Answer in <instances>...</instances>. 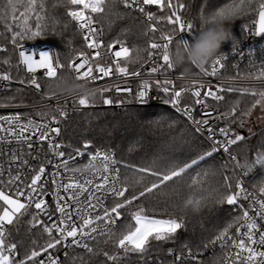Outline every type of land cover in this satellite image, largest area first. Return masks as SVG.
Instances as JSON below:
<instances>
[{
	"label": "snow or ice",
	"instance_id": "snow-or-ice-1",
	"mask_svg": "<svg viewBox=\"0 0 264 264\" xmlns=\"http://www.w3.org/2000/svg\"><path fill=\"white\" fill-rule=\"evenodd\" d=\"M253 0H247L250 7ZM10 10L12 12V19L17 30H12V26H8L11 31V43L14 47H18L19 65H23L27 73L31 74V78L27 81L21 80V84L27 83L34 87L38 92L41 90V84L37 79V71L43 69L40 73L44 78L55 80L59 77V70L64 68V65L59 62L58 54H49L47 52L40 53L37 59L35 55L26 54L23 45H19L18 40L35 39L44 34V25L42 21L45 19V3L44 0H8ZM122 4L124 9L135 11L144 16L148 23V32L156 33L158 31L157 24L166 20L168 25L173 26V30L179 33L191 32L193 30L192 22H185L182 18L181 12L185 5L183 3L173 4L172 0H67V4L71 7L67 9V15L77 23L78 28L83 33V41L87 49L91 50V56L87 52L81 51L79 53V62L70 61L68 67L76 74V80L88 81L96 83L99 80L110 78L113 75L121 77H139L142 75L140 70L130 72L127 64L121 65V60L128 61L131 57V51L128 47L120 41H113L107 44L109 54L112 56V63L108 65L94 63L100 58V51L105 44L102 40L103 30L94 27L95 24L92 14H118L115 12L117 4ZM18 6L23 7V11H19V17L16 16ZM151 6H156L160 12L165 8L170 11V15L166 18L158 16L151 11ZM245 0H239L222 7L215 11L212 15H229L233 16L236 13L241 14L244 10ZM90 13V14H89ZM34 16L35 31L32 30L29 20ZM258 25L256 26L255 35H264V0L258 5ZM237 17V16H235ZM155 22V23H154ZM160 39L164 43L151 42L149 44V58L155 60V54L161 53L159 59L162 64L156 62L154 66L149 69L148 75L161 73L165 70H173L175 66L172 64L169 56V48L174 37L167 33H162ZM179 42L185 46L187 41L178 39ZM0 51H7L5 47H0ZM225 57L217 58L211 67V71L201 68V71L208 76H216L219 69L216 65L223 69L224 64L222 60ZM4 64H9L10 60L5 59ZM143 67V66H142ZM198 67V66H197ZM86 69V70H85ZM182 79V77H179ZM0 79L10 80L11 76L7 72L0 73ZM256 80L264 82V67H262L259 75L255 76ZM197 82H193L195 85ZM155 85L160 86L164 93H171L170 99L165 103H171L177 112H182L188 121L195 126L196 132L206 130L208 139L213 141L211 151L206 152L197 159H192L190 162L178 165L175 162H170L166 167L159 168L157 161L153 160L150 165L138 167L135 165H124L125 168H131L132 176H125L123 181L120 177V169L115 167L116 160L114 153L95 149L92 151L90 143L85 142L82 147L74 150V155L69 153L66 155L62 151V145L55 142V137L60 135L61 129L59 127H50L49 123H36L33 119L23 118L22 114H15L12 116H0V133L6 134L8 137H13L17 141L27 145L29 151L32 149V138L38 137L40 142H47L48 149L53 155L59 158L60 162L56 165L57 172L52 173L51 183L53 189L51 192L44 187L43 178L46 174V167L41 165L38 170H33L35 174L31 177L30 183L23 185L21 175L19 172L15 176L9 173V178L5 182L0 180V184L12 190L11 194L6 193L0 188V264H62L59 256L53 255L51 250L62 247L65 250L69 247H79L84 249L85 253L95 255V249L90 245L89 241L96 240L97 235L111 239L113 236L112 229L116 225L117 220L121 219L120 210L133 205L141 198L150 196L156 190L162 189L168 182L175 181L181 178L194 166H197L214 153L223 150L229 152L232 145L245 140V137L240 134L232 133L230 125L218 129L220 135L224 137L223 140L215 138L217 129H214L210 124V119L213 117L211 111L202 113L203 119H195L193 116V108L189 105L180 106V98L187 89H176L175 81L165 78L163 82L159 78L155 80ZM171 86V88L169 87ZM152 88V83L149 80H143L140 89L137 92V97L141 103L146 102L149 97V91ZM205 85L200 83L199 88L191 90V95L195 98L196 105H205L208 98L215 101L224 100L221 93L240 92L242 94H249L257 97L255 102L251 105V109L260 106L264 110V88L257 90L255 88H225L222 85H216L215 88L209 86L206 90ZM121 91L119 87L116 89ZM111 91L110 88L101 89V95L104 92ZM130 91V89H125ZM47 95V94H46ZM55 94L48 95V99L54 98ZM80 106L87 108L94 106L92 102L85 96H80L78 100L74 101ZM105 105H111L113 100L104 98ZM239 101L231 108L229 112L220 113L219 117L225 120L241 119L240 126L243 127L242 118L251 115V109L248 111H241L240 116L237 117V110ZM61 117L67 115L66 111L57 106L56 109ZM46 114H41L44 116ZM50 124H59V120L55 115L51 117ZM7 125V127L5 126ZM234 137V138H233ZM88 157L87 166H93L100 162L102 168L95 169L93 174L100 179L101 182L94 183L93 179L85 178L83 182L77 180L74 176H65L59 172L63 169L64 173L68 172L69 163H75L77 157ZM13 162L20 161L21 165H27V160H21V157L16 153L11 156ZM232 160L236 157L231 156ZM51 163V161H49ZM255 165L264 166V154L257 156L254 161ZM238 167H242L237 162ZM142 173L151 176L154 179L145 184V175L137 176ZM2 175V172H0ZM206 176L207 173L205 172ZM247 175V173H245ZM197 176L193 177L189 187L194 185H201V180ZM224 186L227 191H220L218 189L206 190L203 187L199 188L202 193L198 197H189L184 202V207H191L194 211H199L202 207L208 206L210 203L227 204L238 207L240 215L235 217L232 222L228 223L219 233L213 238L210 244L215 247L217 242L221 249L229 246V243L236 251L229 255L225 253L224 259L227 264H264V250L257 251L256 245L264 246V198L249 193L244 187L242 180H237L235 190L230 182V178L224 176ZM139 186V190H137ZM106 190L117 202L110 208L103 206L98 197L94 195L95 192ZM63 192V194H61ZM261 196H264V186L259 188ZM87 194L85 199L87 201L86 207H79L81 204L80 197ZM51 195L55 204V213L49 211L50 205L47 197ZM97 200L96 204L92 200ZM241 201H249L248 206L245 207ZM100 207L101 211L96 212V208ZM29 208H34L32 227H42L44 234L47 235L48 240L43 246L33 247L25 254L23 258H19L18 245L15 242H8L6 226L12 225L20 216L27 213ZM91 210V211H90ZM95 212V214H93ZM251 213V214H250ZM47 217L48 223L40 217ZM131 219L134 221V226L129 224L126 226L118 238L114 241L115 247L123 250L125 253L137 252L143 254L150 244V241H166L174 237V235L183 227V221L175 218L157 219L145 214V209L139 207L132 213ZM103 225V227H101ZM235 232H232V229ZM257 234L259 240H257ZM107 242V241H105ZM34 245L36 242H33ZM242 253L247 255L242 256ZM188 254L195 264H204V261L199 259V255L193 256L191 250ZM46 259H39L41 256ZM65 259H68V252L64 253ZM105 257L115 264L116 256H110L107 252ZM177 259H180L179 257ZM82 262V257H73L71 264H76V261ZM212 264H220V259L215 258Z\"/></svg>",
	"mask_w": 264,
	"mask_h": 264
},
{
	"label": "trees",
	"instance_id": "trees-1",
	"mask_svg": "<svg viewBox=\"0 0 264 264\" xmlns=\"http://www.w3.org/2000/svg\"><path fill=\"white\" fill-rule=\"evenodd\" d=\"M172 2L185 5L182 13L194 21L197 36L204 27L203 21L220 8L233 3V0H172ZM235 2L239 3V0ZM260 2L262 0H253L249 7L245 0L243 12L229 24L233 39L223 43L217 54L228 52L246 41L257 21ZM44 3L45 19L42 21L44 34L35 39L18 40L17 43L34 42L54 46L64 65L59 77L68 75L73 78L68 64L85 50L83 35L67 15V9L71 7L67 4V0H44ZM23 10V7L18 6L16 16L19 17V11ZM153 11L165 18L170 15L167 8L163 12H160L158 8ZM115 12L118 14H96L94 16L104 30V44L118 40L130 49L131 61L139 63L145 60L149 49L147 24L130 10L124 9L122 4L116 5ZM29 23L35 31L34 16L30 18ZM164 23L167 29L175 33L173 26L168 25L166 20ZM10 25L12 30H17L8 0H0V47L7 49V51H0V65L6 68L17 64L16 47L11 43V31L8 27ZM5 59H9L10 63L4 64ZM13 77L25 81L31 78L19 67L13 70ZM37 79L45 93L50 95L54 93L55 96L62 95L56 92L53 86L56 79L49 80L44 77H37ZM31 98L29 92L18 85L0 90V105L21 103ZM256 98L249 94L225 91L222 111L223 113L229 112L239 101L237 110V117H239L241 111L246 112L251 109ZM257 107L251 109V115L242 118L243 127L240 126L241 119H229L226 122L234 133L245 137V140L234 145V150L242 164L257 166L256 184H253L260 188L264 186V167L255 165L254 161L258 155L264 154V117H257ZM61 142L68 151L82 147L85 142L90 143L92 148L105 147L113 150L120 165L122 181L125 176L131 177L133 171L131 168H125L124 165L143 167L150 165L153 160L157 161L159 168L166 167L170 162L183 165L211 151L212 148L211 144L179 115L168 108L159 106L94 107L77 110L63 123ZM197 174H199L201 185H194L190 188L189 184ZM136 175H145V184L154 179L142 173ZM225 175L230 178L233 190H235V175L229 171L227 163L214 153L181 178L168 182L165 187L156 190L150 196L141 198L133 205L121 209V219L112 230V238L101 236L91 243L95 249V255H89L84 250L71 249L67 251L68 259L65 257L63 259L64 264H71L73 257L83 258L82 262L77 260L76 264H113L105 257V252L117 257L115 264H195L188 254L189 249L193 256L199 255V259L203 260L204 264H212L215 258H219L220 264H224L223 250L216 246L213 247L210 242L220 230L239 215L236 207L226 203H210L199 211H194L191 207L185 208L184 202L189 197L201 195L200 187L206 190L227 191L224 186ZM116 202L117 200L114 199L111 205L113 206ZM139 207H143L148 216L182 220L183 227L171 239L150 241L143 254L125 253L115 247L114 241L127 225L134 226L131 216ZM33 213L34 210L29 208L27 213L20 216L12 225L6 226L9 234L7 240L17 243L19 258H23L33 247H37L38 250V246H43L48 240L42 227H32ZM61 249L62 247H58L51 251L59 252ZM178 257L180 259H177Z\"/></svg>",
	"mask_w": 264,
	"mask_h": 264
},
{
	"label": "built area",
	"instance_id": "built-area-1",
	"mask_svg": "<svg viewBox=\"0 0 264 264\" xmlns=\"http://www.w3.org/2000/svg\"><path fill=\"white\" fill-rule=\"evenodd\" d=\"M156 6H151V11L156 9ZM131 11V10H130ZM135 15H137L140 19H142L147 24L148 29V23L146 22L144 16L141 14L131 11ZM156 13L155 11H153ZM90 14V13H89ZM93 18L96 14H92ZM182 18L185 22H192L194 27L191 32H185V33H179L176 32L172 33L170 29H167L165 27L164 21L157 24L158 31L156 33H150L147 30V39L149 41V44L151 42H157V43H164L160 39V35L162 33L170 34L174 37V40L172 44L170 45L169 49H175L178 39L192 42L194 41V38L196 36L195 31V24L194 21L188 17L185 16L181 12ZM73 21V20H72ZM93 25L94 27L98 29H102L101 24L96 21ZM76 25L77 23L73 21ZM155 23V22H154ZM257 26V21L255 23L254 28L250 30V36L246 39V41L239 45L238 47H235L234 49L215 55L203 68L207 71H211V67L213 65V62L220 58L221 56L225 57L224 60H222V63L224 64L223 69H220L219 65H216V67L219 69L216 76H208L205 75L203 71H201L200 67L188 64L184 67H175L173 70H165L161 73L152 74L151 76L148 75L149 69L155 65L156 62L162 64V60L159 59L161 53L157 52L155 54V60L150 59L149 55L147 54V57L145 60L136 63L131 61V57L128 61L121 60V65L124 66L127 64V67L130 72L140 70L142 72V75L139 77H121L119 75H113L110 78H105L103 80H99L96 83H91L88 81L83 80H77V82L86 84L88 88L95 90V96L92 99H89L90 102L94 106L84 108L80 106L78 103H74V101L79 99V95L69 96V95H57L54 96L52 99H48V95L45 93L42 89L38 92L34 87L28 85L27 83L21 84L19 79L13 77V70L17 67L19 60H18V51L20 50L18 47H16L15 53L17 58V64L11 68H6L2 65H0V73L7 72L10 76V80H2L0 79V90H4L8 87H11L13 85L21 86L22 88L26 89V91L29 92V94L32 96V98L29 101L21 102V103H14V104H7V105H0V116H12L15 114H22L23 118L33 119L36 123L44 122L49 123L50 127H59L62 131L63 123L69 119L70 115L74 113L77 110H83V109H89L94 107H129V106H136V107H150V106H159V107H165L179 115L186 123L191 125L193 128H195L194 125L190 121L187 120V118L183 115L182 112H177L176 109L171 105V103H165V101H168L170 99L171 93H164L162 91V88L160 86L155 85V80L159 78L161 82L165 78L172 79L175 81L176 89L179 90L181 88L187 89L189 91H185L181 98H180V106L183 107L185 105H189L193 108V116L195 119H203L202 113L211 111L213 113L212 119H210V124L214 129H217L215 138L219 140H223L224 137H222L218 131L221 127H227L229 124L226 122L225 119L220 118L219 114L223 113L222 111V105L224 100L222 101H215L211 98H208L205 105H196L195 104V98L191 95V90L194 88H199L200 83H203L205 85V89L207 87L211 86L215 88L216 85H222L225 88L233 87V88H255V89H262L264 88V82L256 80L255 76L259 75V72L261 71L262 67H264V35H255V30ZM78 27V26H77ZM79 29V28H78ZM80 30V29H79ZM81 31V30H80ZM82 33V32H81ZM83 35V33H82ZM104 30L102 35V40L104 42ZM19 45H23V49L26 52V54L35 55V57L38 59L40 53L47 52L49 54H58V50L52 46V45H41L34 42H28V43H21ZM125 45V44H124ZM102 47L99 49L100 51V58L98 61L94 63H100L104 65H108L112 63V56L109 54L108 48ZM126 46V45H125ZM127 47V46H126ZM150 49H148L149 53ZM83 52L89 53L91 56V50L85 48ZM79 54L73 58L72 61L79 62ZM59 62L60 57H59ZM143 66V67H142ZM21 70H23L27 75H30L27 73L26 69L23 65L18 66ZM185 68L187 71H185ZM86 70V69H85ZM61 70H59L60 73ZM43 72V69H39L37 71V77H43L40 75V73ZM73 78L75 79L76 74L71 70ZM179 77H182L179 78ZM143 80H149L152 83V88L149 91V97L146 100V102L141 103L137 97V92L140 89L141 82ZM197 82L195 85L193 82ZM117 87L121 89V91H117ZM171 88V86H169ZM104 88H110L111 91L104 92L103 95H101V89ZM125 89H130V91H125ZM47 94V95H46ZM221 95L224 96L225 99V92L221 93ZM104 98H110L113 100V103L111 105H105L103 103ZM97 99V100H95ZM57 106L60 109H63L66 111L67 115L65 117H61L59 112L56 110ZM46 114L44 116H41V114ZM55 115L57 119L59 120V124H50L51 117ZM7 127V125H5ZM232 133H234L233 129L231 128ZM210 144L213 145V141L208 139V133L206 130H202L199 132ZM52 136L55 137V142L60 143L62 147V151H64L67 154L72 153L74 155V151H68L64 145L61 142V132L59 136H56L55 133H52ZM234 138V137H233ZM32 144L33 147L29 151L27 148V145L24 143H21L14 139L13 137H8L4 133H0V172H2V175H0V180L7 181L9 178V173H11L12 176H15L17 172L21 175V180L23 181V185L26 186L31 181V177L35 174L33 171L38 170V168L41 165H44L46 167V174L43 178L42 183L46 181L47 183H44V187L48 189L49 192L53 189V184L51 183L52 180V173L57 172L56 165L60 162L59 158L55 157L52 152L48 149L47 142H40L38 137L32 138ZM95 149H100L105 152L114 153L115 152L111 149L105 148V147H96L92 148L91 150L94 151ZM13 153H16L21 157V160H27V165H21L20 161L13 162L11 159V156ZM216 154L221 157L226 163L229 171L233 173L237 180H242L244 187L249 193H252L253 195L257 196L258 198H264V196H261L259 192V188L254 186L255 180L257 178V166H244V167H238L237 162H239V165H245L242 164L239 160V157L237 155V152L234 150V145H232L229 149V152H224L223 150H220L216 152ZM235 156L236 160H232L231 156ZM115 160L116 155H115ZM51 161V163H49ZM88 163V157H77L75 159V163H69L68 165V172L64 173L63 169H59V172L62 173L65 176H74L77 180L83 182L85 178L93 179L94 183L101 182L98 177H96L93 174V171L90 173H77L74 172L73 169L86 165ZM96 165H98V168H102V165L100 162H97ZM115 167L120 169V165L117 162ZM264 167V166H263ZM247 173V175H245ZM120 177H121V170H120ZM122 181V179H121ZM254 183V184H253ZM0 188L6 191V193L11 194V191L6 184H0ZM63 194V192L61 193ZM87 194H84L80 197L81 204L78 205L79 207H86L87 201L85 199ZM94 195L100 199L103 206L105 207H112L111 202L115 199L113 198L106 190L95 192ZM48 203L50 205L49 211H51L55 216H58L57 213H55V204L53 201V197L49 195L47 197ZM245 207L248 206L249 201H241ZM93 204L97 203V200H92ZM35 211L34 208H30ZM237 212L240 215L239 208L236 207ZM91 211V210H90ZM96 212H100V207H97ZM95 214V212L93 213ZM251 214V213H250ZM154 217V216H150ZM42 218L45 220V223H48L47 217L42 216ZM157 219H168V218H160V217H154ZM118 225V220L116 222V225L113 227V229ZM103 227V225H101ZM112 229V230H113ZM232 232H235V229H232ZM101 237L100 235H97L96 239ZM257 240H259V235L257 234ZM94 240L89 241L90 245ZM217 248L221 247L219 246V242L216 244ZM71 249H80L84 250L79 247H69L66 250L64 248L61 249V251L56 252L52 251L53 255L59 256L62 264H64L63 259L65 257L64 253L65 251L71 250ZM225 253H228L229 255L233 254L236 250L233 249L229 243V246L222 249ZM257 251L264 250V246H260L259 244L256 245ZM242 256L247 255L246 253H242ZM39 259H46L45 256H41ZM224 264H226L224 259ZM227 264H231V261H228Z\"/></svg>",
	"mask_w": 264,
	"mask_h": 264
},
{
	"label": "clouds",
	"instance_id": "clouds-1",
	"mask_svg": "<svg viewBox=\"0 0 264 264\" xmlns=\"http://www.w3.org/2000/svg\"><path fill=\"white\" fill-rule=\"evenodd\" d=\"M237 15L239 13L233 16L216 14L206 18L203 21V29L195 36L194 41L188 42L187 46L178 41L174 50L169 49L172 64L175 67H184L185 65L191 64L203 68L220 52L223 43L233 39V33L229 24ZM185 71H187L186 68ZM53 86L56 92L64 95H79L85 96L88 99H92L95 96L94 89L88 88L86 84L79 83L76 79L68 75L58 77ZM95 169H98V165L96 164L93 166H79L73 169V171L83 174L90 173Z\"/></svg>",
	"mask_w": 264,
	"mask_h": 264
},
{
	"label": "rangeland",
	"instance_id": "rangeland-1",
	"mask_svg": "<svg viewBox=\"0 0 264 264\" xmlns=\"http://www.w3.org/2000/svg\"><path fill=\"white\" fill-rule=\"evenodd\" d=\"M258 116L257 117H264V110L261 109L260 106L257 107V113ZM260 124V123H259Z\"/></svg>",
	"mask_w": 264,
	"mask_h": 264
},
{
	"label": "water",
	"instance_id": "water-1",
	"mask_svg": "<svg viewBox=\"0 0 264 264\" xmlns=\"http://www.w3.org/2000/svg\"><path fill=\"white\" fill-rule=\"evenodd\" d=\"M259 16L257 17V25H258Z\"/></svg>",
	"mask_w": 264,
	"mask_h": 264
}]
</instances>
